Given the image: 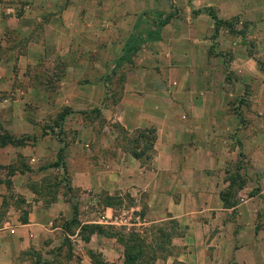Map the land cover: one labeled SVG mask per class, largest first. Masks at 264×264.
Here are the masks:
<instances>
[{
    "label": "rangeland",
    "instance_id": "374dc122",
    "mask_svg": "<svg viewBox=\"0 0 264 264\" xmlns=\"http://www.w3.org/2000/svg\"><path fill=\"white\" fill-rule=\"evenodd\" d=\"M34 1L0 0V9L5 4L18 11L31 9ZM47 1L63 7L70 17L77 4L82 22L73 29L63 30L62 39L41 27L46 43L42 47L28 44L34 30H38L31 29V23L0 32V58L6 57L8 47L16 54L11 70L4 66L0 69V141L14 140L0 145V220L10 217L25 222L31 213V197L42 200L40 207L55 200L57 194L70 199L72 194L65 195L69 192V158L76 164L78 159L74 154L80 152V147L101 164H108L114 157L116 145L134 148L135 136L140 132H127L115 118L117 108L131 101L125 89L140 85L134 74L157 73L155 85L171 92L178 76L189 73L190 67L194 71L200 55L205 53L212 66L211 100L221 96L228 112L239 117L222 137L224 150L234 151L237 157L226 160L229 169L224 178L232 184L224 186L221 195L233 202L251 197L252 205L257 200L255 227L264 230L261 199L264 194H259V199L253 197L257 187L248 185L253 177L247 156L252 148V134L264 136V6L260 4L255 15L238 13L216 24L208 13L218 14L216 17L221 20L224 0ZM114 6L117 9L113 10ZM138 20L143 26L136 28ZM161 20L164 23L156 38L152 32L143 35ZM139 33L143 38H139L137 48L125 52L124 42ZM18 53L24 57L21 55L23 58L17 62ZM245 56V61L249 59L244 65L246 72L237 71L238 60ZM179 65L184 67H179L177 72ZM199 79L195 80V86L202 87L203 78ZM181 86H190L187 77L182 79ZM160 96L171 100V94ZM240 129L244 130L242 136L237 134ZM58 149L60 160L56 159ZM237 165L246 172L241 174L242 170L235 168ZM242 186L243 190L237 192ZM112 197L119 200L118 195ZM126 208L119 206L118 213L129 215L130 222L141 217L136 215L140 207L125 213ZM16 221L11 222L12 227ZM12 234L8 232L0 238L1 264L78 263L79 256L71 251L69 237L61 236L57 239L61 244L52 242L43 250L41 246H31V240L24 246L17 244L11 239ZM142 240L151 245L153 239ZM43 251L51 254L45 255Z\"/></svg>",
    "mask_w": 264,
    "mask_h": 264
},
{
    "label": "crops",
    "instance_id": "0c3cea01",
    "mask_svg": "<svg viewBox=\"0 0 264 264\" xmlns=\"http://www.w3.org/2000/svg\"><path fill=\"white\" fill-rule=\"evenodd\" d=\"M42 1L36 0L31 9L22 11L5 4L0 9V32L31 23V29L38 30H34L28 44L42 47L46 43L41 29H48L50 34L62 39L63 30L73 29L82 22L77 4L70 17L63 7ZM221 3L224 4V11L220 10L221 20L238 13L255 15L260 4L264 6V0H224ZM142 24L138 20L136 28ZM12 49H5L7 55L0 58V69L4 66L11 70L16 56ZM21 55L17 54V62L24 57ZM200 56L194 71L190 67L189 73H181L171 92L155 85L159 78L157 73H135L140 85L125 89L131 101L115 111L116 120L127 132H140L136 133L135 147L116 145L114 157L108 164H101L90 156L92 153L80 147V152L74 154L78 159L76 164L69 158V192L65 195L72 194L70 199L57 194L55 200L40 207L42 200L31 197V213L27 214L25 222L10 217L0 220V238L10 232L17 244L24 246L31 240V246H41L44 250L52 242L61 244L57 239L66 236L71 238V251L79 256L77 264L100 261L122 264L123 246L118 237L121 233L127 236L128 232L135 231L144 239H153L151 245L145 243L146 251L155 254L150 264H264V230L255 227L257 200L252 205L251 197L233 202L221 195V189L232 184L224 178L229 169L226 160L230 156L233 160L237 157L234 151L224 150L222 137L230 132L239 117L228 112L221 96L211 100L212 66L205 53ZM245 60L246 56L238 60L237 71H244L249 59ZM179 67L184 66H177V72ZM186 77L190 86L182 87V79ZM199 78H203L202 87L195 86ZM161 93L171 94V100L161 97ZM214 93L216 95L217 90ZM145 129H150L153 135L149 146L142 134ZM243 132L240 129L237 134L242 136ZM252 140L247 156L253 178L248 185L257 187L253 197L259 199V194H264V136L252 134ZM235 168L242 170L241 174L246 172L238 165ZM243 188H237V192ZM114 195H118L119 200H113ZM261 199L264 201L263 197ZM119 206L128 207L123 209L125 213L140 207L136 215L141 217L130 222L129 215L118 213ZM73 216L76 220L71 221ZM14 221L17 224L12 227ZM135 224L139 227H132ZM89 225L99 226L100 230L89 232L84 228ZM71 227L73 229L68 231ZM54 231L57 234H53ZM165 237L170 241H165ZM44 253L51 254L50 251ZM1 259L0 252V264Z\"/></svg>",
    "mask_w": 264,
    "mask_h": 264
},
{
    "label": "trees",
    "instance_id": "16d2710c",
    "mask_svg": "<svg viewBox=\"0 0 264 264\" xmlns=\"http://www.w3.org/2000/svg\"><path fill=\"white\" fill-rule=\"evenodd\" d=\"M208 14L210 15V17L213 19V21L216 24H218L219 22H224L223 20L221 21L220 19H218L213 12H209ZM163 23H164L163 20L159 21L157 25L155 26L153 25L152 27H150V28L154 27L153 29L149 28L147 31L143 32V35L145 33L148 34L149 32H152L156 38L157 36L156 33L158 32L159 27ZM139 38H143L142 34L140 33H139V36H136V35L129 36L127 40L124 42L123 50L127 53L133 52L140 43ZM144 131L146 133L143 136L145 137L147 145L149 146L153 138L152 131L150 129H145ZM13 141H14L13 139H9V140L6 139L4 141H0V145L5 142L12 143ZM60 154H61L60 149H58L57 156H56L57 160L61 159ZM133 154H137V153H133ZM53 165H56V163H53ZM263 200H264V197H263ZM70 220L74 221L76 219L73 216ZM84 228H86L89 232L91 231V229L100 230L99 226H93V225L85 226ZM122 234L123 233H121V235L118 237L119 242L123 246L122 264H141V261H142V264H150V262L154 259V254L146 251V244L145 242H143L142 237H140L139 233L135 231H131V232H128L127 236H123ZM102 264H106V263H102Z\"/></svg>",
    "mask_w": 264,
    "mask_h": 264
}]
</instances>
